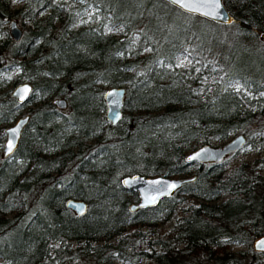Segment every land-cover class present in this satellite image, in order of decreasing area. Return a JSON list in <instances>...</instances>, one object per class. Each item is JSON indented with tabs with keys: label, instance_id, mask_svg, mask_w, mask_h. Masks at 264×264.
Wrapping results in <instances>:
<instances>
[{
	"label": "trees",
	"instance_id": "trees-1",
	"mask_svg": "<svg viewBox=\"0 0 264 264\" xmlns=\"http://www.w3.org/2000/svg\"><path fill=\"white\" fill-rule=\"evenodd\" d=\"M132 1L135 9L119 13L109 0H67L65 12L48 11L38 20L35 14L50 6L46 0H25L15 10L0 0V18L13 12L27 22L19 40L7 37L0 46V71L11 64L26 71L34 90L30 99L39 102L15 150L0 155V257L6 264H114L113 257L128 262L145 257L156 264H264V253L252 246L227 251L222 240L230 236L250 245L264 232V176L247 163L227 167L226 156L217 162L184 160L198 142L239 130L246 143L253 126L264 125V48L257 39L264 32V0H223L234 27L225 40L221 23L170 3L184 22L152 17L144 0ZM142 3L149 10L141 11ZM87 4L98 7L97 22L71 26ZM106 21L120 23L121 35L104 31ZM181 49L192 57L186 66L174 63ZM246 55L250 63L234 67L236 56ZM60 76L65 79L58 81ZM232 79L242 91L229 86ZM119 83L125 84L122 115L111 123L102 92ZM63 92L66 105L58 109L48 96ZM15 105L11 95L0 98V120H11ZM3 138L0 128V147ZM131 173L195 174V179L154 206L130 211L136 194L119 179ZM224 192L225 200L209 202ZM181 193L199 200L163 237H150ZM69 197L84 200L86 211L76 214L67 207ZM125 226L132 230L123 232ZM142 243L146 249L139 248Z\"/></svg>",
	"mask_w": 264,
	"mask_h": 264
},
{
	"label": "rangeland",
	"instance_id": "rangeland-1",
	"mask_svg": "<svg viewBox=\"0 0 264 264\" xmlns=\"http://www.w3.org/2000/svg\"><path fill=\"white\" fill-rule=\"evenodd\" d=\"M50 6L47 7V9L39 10L35 14V18L38 20H42L45 18L47 15L48 11H53V10H60V13H63L67 9V5L64 3L67 0H46ZM8 2V8L10 10H15V9H23L25 0H7ZM111 5L119 12H124V11H129L130 9H135L136 6L138 5L137 2L132 1V0H109ZM146 4H148L154 14L149 13V16L152 15L158 16V17H163V19H173L175 21H179L180 23L184 22L186 20L185 16L182 15L180 11H177L172 8L169 3H166L164 1H157V0H144ZM98 7L93 4H87L85 5L80 12H78L74 18V20L70 23L71 26H75L77 28L81 27H89L97 22V19L99 18V14L97 13ZM139 9L141 11H146L149 10L145 5L139 4ZM13 18L16 20L17 24L24 30V28L27 26V22L25 20H22L19 15H15L13 12L10 13V16L8 18H0V46L2 47L4 45L5 40L7 37H10L9 35V29H8V21L9 19ZM161 19V21L165 22V20ZM54 25H59L58 20L54 22ZM210 29H213V26L209 27ZM102 29L104 31H108L111 34H114L115 36H120L122 33V27L120 23H111L110 21H106L103 24ZM233 24H223L221 29H220V34L221 38L223 40L225 39H230L232 38V32H233ZM138 33H133V36H137ZM258 40H260L263 44L262 47L264 48V41L257 37ZM129 49V48H127ZM214 48V51H221V47H217V49ZM149 51V48H144L142 53L147 54ZM225 51V49H224ZM250 55L246 56H236L237 59L233 63L234 67L240 66V65H245L246 63H250V59L252 58L249 57ZM192 57L190 53L185 50L181 49L178 51V53L175 56L174 63L177 66H186L190 61ZM259 58L258 60H260ZM233 62V61H232ZM263 66L260 67V70H262ZM211 80L213 81V76L211 75ZM58 81H62L65 79V77L60 76L56 78ZM22 81H29L31 82V78L26 75V71L21 70L17 68L15 65H7L5 68H3L0 71V98H4L10 94L11 89L13 86L19 82ZM119 85L125 86L124 83H119ZM229 86L233 88V90L237 91H242V87L240 82L237 79H232L229 83ZM246 94H250V91L244 90ZM65 97V93H59V94H51L48 96L49 99H54L58 97ZM39 102L37 100H31L27 102L23 107H16L15 110V116L11 120H0V128H4L8 125H10L13 120L19 115L21 112H25L28 108H32L36 106ZM60 109V108H58ZM239 132V130H235L232 133H230L226 138L221 139V140H211L209 143L210 144H221L223 143L226 139L230 138L232 135L235 133ZM203 144L202 142H198L197 146ZM190 149H187V151ZM0 155H1V147H0ZM226 159L228 160L226 163V166H233L237 165L239 163H247L251 167H255L254 171H258L260 175L264 176V125H255L253 126V131L252 133L248 136L247 142L239 149L237 152L229 154L226 156ZM175 176H183V175H175ZM182 199L181 201L177 204V206L174 208V210L171 212L169 217L164 220L163 222H160L156 225L155 231H150V237L155 238V237H163L166 232L172 227L174 224L175 220L177 217L181 215H187L189 210L188 206L199 199L186 193H181L179 194ZM229 196L228 193L224 192L221 195H219L216 199L211 200L209 202H221L225 200ZM247 226V225H246ZM141 230H148L146 226H139ZM132 228L129 226L124 227L123 232H128L131 231ZM222 240L225 241V250L227 251H233V252H239V251H247L249 247H251V244L248 245L245 242L236 240L231 238L230 236H223ZM104 241V238L101 237L97 243H101ZM70 244L73 245L74 241L71 240ZM140 249H146L145 243H142L139 246ZM193 258V257H192ZM196 258V257H195ZM195 258H193L195 260ZM197 260V258H196ZM196 260L194 262H196ZM112 261L114 264H156L154 261L142 257L139 258L135 262H128L125 260H122L118 257H113ZM198 261V260H197ZM74 263V260H71L67 263L64 264H70ZM197 263V262H196ZM0 264H6L4 259L0 257ZM59 264V263H58Z\"/></svg>",
	"mask_w": 264,
	"mask_h": 264
},
{
	"label": "water",
	"instance_id": "water-1",
	"mask_svg": "<svg viewBox=\"0 0 264 264\" xmlns=\"http://www.w3.org/2000/svg\"><path fill=\"white\" fill-rule=\"evenodd\" d=\"M176 8L189 14H194L202 18L221 23L229 24L232 21V15L228 8L224 5L223 0H218L219 9H215L213 4L216 0H180L174 3L173 0H165ZM182 5H188L184 7ZM215 12V15L211 13ZM205 13H210L205 15ZM8 29L10 37L13 40H19L22 36V28L13 18L8 21ZM264 40V32L259 34ZM32 83L22 81L13 86L11 95L16 100L24 102L32 92ZM125 89L122 85H113L106 87L102 92V98L105 105L104 116L111 123L117 122L122 115V106L124 102ZM53 103L58 108H64L66 99L61 96L55 98ZM28 121V115L18 116L10 125L3 128L4 139L1 145L2 156H9L16 148L21 136L23 127ZM11 143V151L8 146ZM245 143V136L241 132H237L221 144L203 143L192 148L184 154V160L187 162H205L220 161L225 156L241 149ZM195 179V174L188 176H167V175H143L139 173H131L122 176L119 179L120 184L136 194L137 200L128 204L130 211L141 207L154 206L161 198L169 196L179 186ZM65 205L73 210L76 214H82L86 211V202L79 198L69 197L65 200ZM264 241V232L252 239L251 246L254 250L264 253V246H260V242ZM72 264V263H70Z\"/></svg>",
	"mask_w": 264,
	"mask_h": 264
},
{
	"label": "flooded vegetation",
	"instance_id": "flooded-vegetation-1",
	"mask_svg": "<svg viewBox=\"0 0 264 264\" xmlns=\"http://www.w3.org/2000/svg\"><path fill=\"white\" fill-rule=\"evenodd\" d=\"M23 33V32H22ZM33 92H34V90L32 89V92L30 93V95L28 96V98L24 101V102H21V103H19L17 100H16V97L15 96H12L11 95V91H10V94L9 95H11L14 99H15V102H16V105H15V107H14V109L16 108V107H23L27 102H29V101H31V99H30V97H31V95L33 94ZM55 99V98H54ZM54 99H52V102H53V100ZM54 104V103H53ZM54 106L56 107V108H58V106H56L55 104H54ZM35 107V106H34ZM33 108V107H32ZM32 108H28L25 112H21V113H19V115L18 116H20V115H23V114H27L28 115V121H27V123H26V125L23 127V129H22V132H23V130L26 128V126L29 124V121H30V109H32ZM16 110V109H15ZM16 115V114H15ZM17 116V117H18ZM16 117V118H17ZM15 118V119H16ZM13 119V118H12ZM14 119V120H15ZM13 120V121H14ZM4 132V131H3ZM22 132H21V135H22ZM21 137V136H20ZM4 139V138H3Z\"/></svg>",
	"mask_w": 264,
	"mask_h": 264
},
{
	"label": "snow or ice",
	"instance_id": "snow-or-ice-1",
	"mask_svg": "<svg viewBox=\"0 0 264 264\" xmlns=\"http://www.w3.org/2000/svg\"><path fill=\"white\" fill-rule=\"evenodd\" d=\"M173 2H174V3H179L180 0H173ZM182 6L187 7L188 5H182ZM213 7H214L215 9H219V8H220V4H219L218 0H216V2L213 4ZM209 14H210V13H205V15H209ZM211 14H212V15H215L216 13L213 12V13H211ZM11 147H12V145H11V143H10L9 146H8V150H9V151H11ZM260 246H264V241H261V242H260Z\"/></svg>",
	"mask_w": 264,
	"mask_h": 264
}]
</instances>
